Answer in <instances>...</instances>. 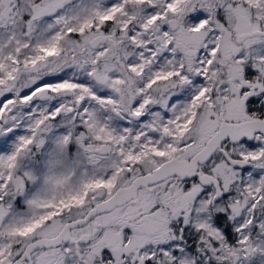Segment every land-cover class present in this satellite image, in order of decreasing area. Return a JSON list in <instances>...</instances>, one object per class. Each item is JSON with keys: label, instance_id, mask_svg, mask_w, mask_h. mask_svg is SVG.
Segmentation results:
<instances>
[{"label": "snow or ice", "instance_id": "6c2138e0", "mask_svg": "<svg viewBox=\"0 0 264 264\" xmlns=\"http://www.w3.org/2000/svg\"><path fill=\"white\" fill-rule=\"evenodd\" d=\"M0 264H264V0H0Z\"/></svg>", "mask_w": 264, "mask_h": 264}]
</instances>
